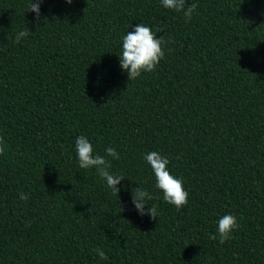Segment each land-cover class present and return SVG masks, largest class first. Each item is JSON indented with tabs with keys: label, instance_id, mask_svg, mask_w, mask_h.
Segmentation results:
<instances>
[{
	"label": "trees",
	"instance_id": "1",
	"mask_svg": "<svg viewBox=\"0 0 264 264\" xmlns=\"http://www.w3.org/2000/svg\"><path fill=\"white\" fill-rule=\"evenodd\" d=\"M186 2L190 21L162 0H43L39 19L0 0V264H264V0ZM140 23L165 58L131 81L119 55ZM81 135L125 177L118 195L79 166ZM152 151L183 208L156 187ZM140 186L156 219L135 208ZM229 214L240 227L221 245Z\"/></svg>",
	"mask_w": 264,
	"mask_h": 264
},
{
	"label": "clouds",
	"instance_id": "2",
	"mask_svg": "<svg viewBox=\"0 0 264 264\" xmlns=\"http://www.w3.org/2000/svg\"><path fill=\"white\" fill-rule=\"evenodd\" d=\"M73 0H67L71 4ZM43 0H31L29 5L30 11L36 13L39 19L41 12V4ZM165 8L174 10L177 13L182 12L187 21L192 18L193 12L196 10V3L192 2L188 5L186 0H162ZM27 31H20L16 36V43H20L21 38L28 36ZM167 41L162 36L157 37V33L143 23L137 25L134 31H128L122 38V54H120V66L128 72L131 81L136 80L142 73H150L156 70L160 61L165 58L163 45ZM75 150L78 157V163L81 168H95L99 176L106 181L107 186L112 190L113 194L118 195L120 188L117 187L125 177L110 173V161L105 157L97 154L92 143L81 135L76 138ZM6 154V145L3 137H0V156ZM108 157L119 159V154L112 147L106 149ZM145 160L151 166L156 179V187L163 192V198L166 202L174 205L178 210L188 204L189 193L185 190L183 181L172 175L168 169L170 163L167 157L160 155L156 151H152L145 156ZM133 203L135 208L139 210L141 216L150 215L153 219L157 218V209L155 206L145 207L149 205L148 201L153 197L141 186L132 190ZM20 198L27 200L29 197L21 193ZM240 225L234 215H224L218 221L219 243L223 245L226 241L232 239V233L238 229ZM213 240L217 236L211 237ZM96 253L102 260L108 257L106 253L100 249H95Z\"/></svg>",
	"mask_w": 264,
	"mask_h": 264
}]
</instances>
